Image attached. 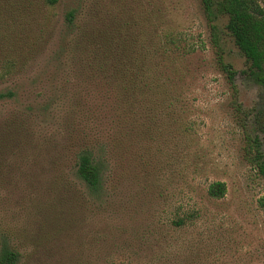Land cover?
Listing matches in <instances>:
<instances>
[{"label":"rangeland","instance_id":"obj_1","mask_svg":"<svg viewBox=\"0 0 264 264\" xmlns=\"http://www.w3.org/2000/svg\"><path fill=\"white\" fill-rule=\"evenodd\" d=\"M74 23L123 35L150 54L167 44L165 82L175 92L155 99L168 109L142 114L135 134L124 124L119 180L75 231L74 124L63 110L49 119L41 111L52 100L59 108L61 97L69 103L66 85L74 90ZM226 24L219 15L211 23L201 0H0V254L17 252L19 264H74L75 232L93 264H264L256 206L264 179L244 158L264 91ZM219 53L237 72L243 128ZM217 181L227 185L221 200L207 195ZM191 211L195 223L171 227Z\"/></svg>","mask_w":264,"mask_h":264},{"label":"trees","instance_id":"obj_2","mask_svg":"<svg viewBox=\"0 0 264 264\" xmlns=\"http://www.w3.org/2000/svg\"><path fill=\"white\" fill-rule=\"evenodd\" d=\"M58 1L47 0L50 5ZM201 3L211 23L218 15L227 18L226 30L248 62L246 74L264 91V6L259 0H201ZM67 16L70 24L75 22V13ZM211 27L214 32L217 30L215 25ZM105 33L95 34L74 23V90L66 85L62 92V96L69 95V103L61 102V97L59 108L55 105L57 100L41 105L47 119L63 110L66 121L74 124V231L93 209L102 210L107 205L106 185L111 187L119 180L116 165L121 164L124 124L135 134L142 114L151 115L156 108L168 109L163 101L155 99L168 98L174 92L165 82L171 54L167 44L150 54L140 51L136 42L123 35ZM214 37L219 52V42ZM149 49L147 46L146 50ZM218 65L226 75L234 115L243 128L248 114L239 103L237 72L221 53ZM253 118L256 134L246 133L244 158L264 179V106ZM226 194L227 185L222 181L207 188V195L213 200H221ZM85 195L89 198H84ZM256 206L264 214V195L257 199ZM198 218V212H186L176 215L170 225L173 229H183ZM78 243L74 232V264H93L89 259L93 252L78 249ZM198 257L199 254L193 255L192 261L196 262ZM19 262L17 252L9 248L2 250L0 264Z\"/></svg>","mask_w":264,"mask_h":264}]
</instances>
